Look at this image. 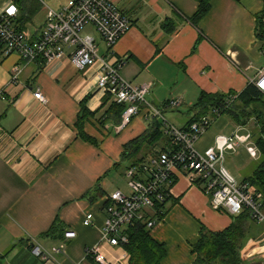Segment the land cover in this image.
I'll return each instance as SVG.
<instances>
[{"label":"crops","instance_id":"crops-1","mask_svg":"<svg viewBox=\"0 0 264 264\" xmlns=\"http://www.w3.org/2000/svg\"><path fill=\"white\" fill-rule=\"evenodd\" d=\"M111 1L131 28L112 51L92 34L99 54L112 64L124 59L121 77L148 85L146 100L155 107L180 99L178 110H183L195 105L201 93H240L264 68V40L255 36L263 0H210L197 27L188 21L197 10L196 0ZM9 2L0 0V11ZM168 20L175 26L171 34L163 29ZM90 31L88 27L83 33ZM70 49L65 48L67 54ZM96 71H78L69 55L39 70L36 63L0 50V264H93L85 258L92 247L109 264H129L121 247L102 240L104 207L114 191L129 193L124 174L131 162L121 159L124 146L147 131L151 117L143 110L120 130L104 115L114 99L96 89ZM37 90L45 104L34 98ZM83 102L88 114L82 131L92 143L80 137L77 127ZM166 117L182 119L173 111ZM234 127L232 133L237 132ZM219 135L227 136L215 134L212 146ZM169 194L166 214L150 235L165 246L161 264H193L190 245L198 240L201 226L221 231L231 218L212 210L209 196L183 174ZM86 212L93 213L91 227L83 224ZM56 218L63 234L73 231L72 238L44 237ZM34 247L49 260L35 256Z\"/></svg>","mask_w":264,"mask_h":264},{"label":"built area","instance_id":"built-area-1","mask_svg":"<svg viewBox=\"0 0 264 264\" xmlns=\"http://www.w3.org/2000/svg\"><path fill=\"white\" fill-rule=\"evenodd\" d=\"M19 15L14 0L0 11V45L6 54H16L28 63L41 60L44 64L69 55L71 64L80 72L96 67V89L109 93L115 103L124 106L120 130L143 110L163 122L162 131L168 138L165 151H158L142 169L126 170L124 177L129 194L115 191L109 195L110 204L102 227V239L106 243L119 246L121 241H126L122 230L136 221L146 222L147 228H154L159 223L153 219L155 205L166 197L171 178L178 173L185 174L191 185L203 189L209 196L212 210L234 216L246 208L257 224H264L260 193L248 183L237 182L223 166L224 152L235 151L240 145L248 146L250 137L240 136L237 132L218 136L214 147L201 154L195 144L214 121L213 116H202L186 129H181L166 120L162 112L178 109L182 104L180 99L168 101L161 110L154 107L146 100L148 85H133L121 77L124 59L112 64L99 54L98 40L112 51L131 28V22L111 0H64V6L59 10L46 8L42 25L31 35L20 27ZM88 27L98 35V40L92 34L83 33ZM66 47L71 48L69 54ZM16 76L17 69H14L11 77L15 79ZM253 83L264 94V68ZM34 98L46 103L40 90L34 93ZM247 150L249 154L255 153L252 149ZM92 219L93 215L86 213L83 224L91 226ZM73 236V232L65 234L66 239ZM32 253L42 261L49 260V256L38 247H34ZM85 253L93 256L98 264H109L98 247L89 248ZM263 253L264 249L257 254ZM252 256L248 255V258Z\"/></svg>","mask_w":264,"mask_h":264},{"label":"trees","instance_id":"trees-1","mask_svg":"<svg viewBox=\"0 0 264 264\" xmlns=\"http://www.w3.org/2000/svg\"><path fill=\"white\" fill-rule=\"evenodd\" d=\"M196 2L198 4L197 10L193 16L188 18L189 23H191L194 27H197L198 23L207 15L210 9V0H196ZM14 4L18 7L20 12V27L26 32H28L27 25L33 26L35 23V18L43 11L46 12V8L44 9L41 0H14ZM263 18L264 10L261 12L260 15L257 16L256 19L255 36L260 40H264ZM163 29L166 33L171 34L175 31V26L171 23L170 20H168L163 25ZM2 48L3 47L0 45V50ZM35 63L38 65L39 70L44 65L41 60H38ZM168 101H166L165 103H167ZM165 103H163L162 105L164 106ZM162 105L156 108H159L161 110V108L163 107ZM84 106L85 103L83 102L81 104V116L78 119L77 127L79 130L80 137L84 141L92 143L94 141L88 136H86L82 131L83 116H86L88 114ZM123 111L124 106L113 102L109 105L104 115L107 118L113 119V121L119 127ZM167 111H173L176 114H180V117L182 119H186L187 122L185 124H179L177 121H170L166 117ZM162 112L163 117L166 120L175 123L181 129H186L191 123L198 120L202 116L211 115L214 117L215 121L218 117L224 115L228 119H230L234 126H236L237 132H241L240 129L242 128H246V131L251 130L248 136L255 145L257 160H255L254 165L251 166L249 174L239 183H248L249 185L255 188L257 193H260L262 211H264V94L257 89L253 82L249 83L240 93H201L197 103L192 107H188L187 109L183 110H162ZM162 123L163 122L158 118H149L147 131L138 138L131 140L124 146V151L121 159L124 162H131L130 166L126 170H128L129 168L142 169L145 165L149 164L151 159L157 156L158 151H165L168 145V138L164 135L162 131ZM212 147H214V145ZM246 147L248 146L246 145ZM206 150L202 152L198 150L197 151L203 154ZM236 150L230 152H236ZM145 154L150 155L149 160L145 159ZM177 175L171 178L172 182L170 183V185H168V194L166 195V197L163 199V201H158L155 205L153 217L155 222H162L166 214V206L171 201L169 190L171 186L175 183ZM201 190L203 191V189ZM109 204L110 201L108 196L107 204L104 207L106 215V210ZM91 214L93 215V213ZM229 216L231 218V223L224 230L212 232L204 226H201L199 230L198 240L190 245L192 255L194 256L193 264H245V261L242 259L241 252L247 242L252 238V234H250L252 233L251 225H256V222L249 213V210L246 208L242 209L238 215ZM152 229L153 228L146 227V222L136 221L134 224L129 225L122 230V234L125 236L126 241H121L119 247H121L128 256L129 264H161L162 260L165 258V246L157 243L151 237L150 232ZM67 232L73 231H66V233ZM63 233L64 231L61 228V223L56 218L51 228L44 235V237L60 238L63 235L66 239V233ZM103 242H105V240H103ZM85 258L93 264H98L95 262L93 256H89L86 254Z\"/></svg>","mask_w":264,"mask_h":264},{"label":"rangeland","instance_id":"rangeland-1","mask_svg":"<svg viewBox=\"0 0 264 264\" xmlns=\"http://www.w3.org/2000/svg\"><path fill=\"white\" fill-rule=\"evenodd\" d=\"M42 5L45 8H50L53 10H59L60 7L64 6V0H41ZM45 17V11L40 13L34 20V25L30 26L27 25L28 32H32L35 30V28H38V26L42 25V22L44 21ZM91 34H93L95 37L98 35L90 31ZM171 118V116H170ZM169 119V118H168ZM170 120V119H169ZM172 120H175L174 118ZM170 120V121H172ZM174 122V121H172ZM234 128V129H233ZM229 129H233L232 131H228ZM235 130V127L233 123L226 117V116H220L218 117L209 127L207 132L198 140L196 143V148L202 152L205 148H208L212 146L213 144V136L216 134H226L227 136L230 135ZM251 130L248 131H242L239 133L241 136H247ZM247 148L252 149L255 151V153L248 152ZM257 153L255 149V145L252 140L249 141L248 147H245L244 149L241 148L237 153L232 152H225L224 156V168L228 171V173L234 177L235 180L238 182L242 181L250 172V168L252 165H254V162L256 160ZM123 182V181H122ZM127 183V181H124V184ZM128 187V186H127ZM125 190H122V193ZM264 213V211H263ZM256 225L252 224V230L250 234H252V238L247 242L245 247L242 250V259L245 261V264H256V263H262L264 262V253L257 254L259 251L264 249V224L262 226L260 224L255 223ZM250 227V228H251ZM248 255H253L252 258H248Z\"/></svg>","mask_w":264,"mask_h":264},{"label":"water","instance_id":"water-1","mask_svg":"<svg viewBox=\"0 0 264 264\" xmlns=\"http://www.w3.org/2000/svg\"><path fill=\"white\" fill-rule=\"evenodd\" d=\"M177 122L179 124H185L187 122V120L186 119H178Z\"/></svg>","mask_w":264,"mask_h":264},{"label":"snow or ice","instance_id":"snow-or-ice-1","mask_svg":"<svg viewBox=\"0 0 264 264\" xmlns=\"http://www.w3.org/2000/svg\"><path fill=\"white\" fill-rule=\"evenodd\" d=\"M11 11V10H10Z\"/></svg>","mask_w":264,"mask_h":264}]
</instances>
